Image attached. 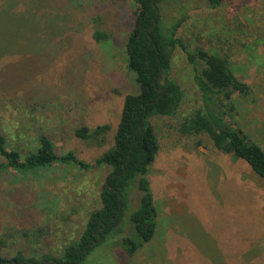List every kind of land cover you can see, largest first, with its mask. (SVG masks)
Instances as JSON below:
<instances>
[{"label": "rangeland", "instance_id": "rangeland-1", "mask_svg": "<svg viewBox=\"0 0 264 264\" xmlns=\"http://www.w3.org/2000/svg\"><path fill=\"white\" fill-rule=\"evenodd\" d=\"M163 0L164 34L186 16L175 37L192 50L226 57L250 96L233 95L239 126L264 149V0ZM136 6L118 0H0V131L25 155L49 138L59 154L72 151L86 163L112 147L126 95L140 86L129 70L126 40ZM95 31L109 34L96 42ZM170 77L184 90L175 118L152 117L159 151L149 167L158 210L154 238L133 255L120 246L133 235L130 215L139 206L136 181L128 191L122 236L93 249L84 264H264V182L242 159L214 149L206 136L174 129L200 105L192 68L175 49ZM108 125L97 147L74 135L82 126ZM199 142L200 146H196ZM6 160L0 156V164ZM110 169L81 171L54 165L28 175L0 171V238L14 256L58 257L100 207ZM45 227L40 241L19 230ZM36 243V244H33Z\"/></svg>", "mask_w": 264, "mask_h": 264}, {"label": "trees", "instance_id": "trees-1", "mask_svg": "<svg viewBox=\"0 0 264 264\" xmlns=\"http://www.w3.org/2000/svg\"><path fill=\"white\" fill-rule=\"evenodd\" d=\"M131 1L136 6L133 28L126 40L129 70L140 86L137 95H126L120 121L112 147L93 162L79 160L72 152L59 154L46 136L36 138L37 147L23 155L17 147L9 146L0 131V156L6 162L0 164L1 172L28 175L37 169L54 165H74L81 171L97 167L110 169L99 193L100 207L91 211L86 224L75 240L65 245L58 257L42 254L39 258H26L23 247H13L14 256L5 257L1 250H9L4 238H0V264H84L89 253L114 236H122V219L128 205V191L136 181L140 200L138 208L130 215L133 235L123 236L120 246L133 255L149 243L157 228V210L148 180L149 167L159 151L152 117L175 118L184 98L182 86L170 77L171 62L175 49L185 54L192 68L193 84L200 95V105L186 114L174 128L181 136H206L214 149L224 155L245 161L264 182V149L239 126L237 106L233 95L250 96L251 90L237 79L226 57L211 53L201 47L190 49L175 37L177 28L186 16L164 34L159 4L163 0ZM211 7L219 0H209ZM93 38L101 42L109 34L95 31ZM108 125L91 130L82 126L74 131L76 138L90 141L97 147L104 144ZM196 146H200L197 142ZM48 234L45 227L19 230L9 236L40 241ZM36 244V243H33Z\"/></svg>", "mask_w": 264, "mask_h": 264}, {"label": "crops", "instance_id": "crops-1", "mask_svg": "<svg viewBox=\"0 0 264 264\" xmlns=\"http://www.w3.org/2000/svg\"><path fill=\"white\" fill-rule=\"evenodd\" d=\"M150 171V170H149ZM148 180H149V173H148ZM150 183V182H149ZM154 199V198H153ZM155 205V204H154ZM155 208H156V206H155ZM156 210H157V208H156ZM157 214H158V210H157ZM158 219H159V214H158V216H157V227H158ZM156 230H157V228H156ZM156 234V233H155Z\"/></svg>", "mask_w": 264, "mask_h": 264}]
</instances>
